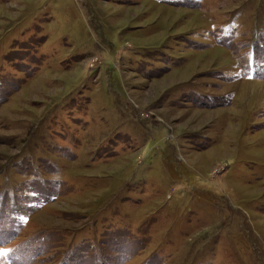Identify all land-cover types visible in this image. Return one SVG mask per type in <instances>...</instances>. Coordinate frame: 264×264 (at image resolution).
<instances>
[{"label":"rangeland","instance_id":"obj_1","mask_svg":"<svg viewBox=\"0 0 264 264\" xmlns=\"http://www.w3.org/2000/svg\"><path fill=\"white\" fill-rule=\"evenodd\" d=\"M0 264H264V0H0Z\"/></svg>","mask_w":264,"mask_h":264}]
</instances>
